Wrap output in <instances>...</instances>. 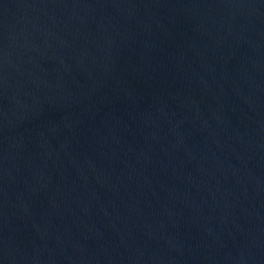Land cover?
<instances>
[{
    "label": "water",
    "instance_id": "95a60500",
    "mask_svg": "<svg viewBox=\"0 0 264 264\" xmlns=\"http://www.w3.org/2000/svg\"><path fill=\"white\" fill-rule=\"evenodd\" d=\"M0 264H264V0H0Z\"/></svg>",
    "mask_w": 264,
    "mask_h": 264
}]
</instances>
